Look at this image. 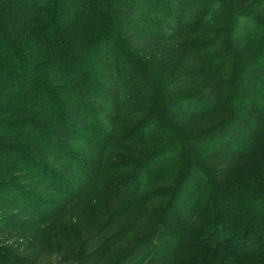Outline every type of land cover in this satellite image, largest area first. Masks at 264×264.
<instances>
[{"label":"trees","instance_id":"trees-1","mask_svg":"<svg viewBox=\"0 0 264 264\" xmlns=\"http://www.w3.org/2000/svg\"><path fill=\"white\" fill-rule=\"evenodd\" d=\"M95 189L65 264H264V0H0V235Z\"/></svg>","mask_w":264,"mask_h":264},{"label":"rangeland","instance_id":"rangeland-1","mask_svg":"<svg viewBox=\"0 0 264 264\" xmlns=\"http://www.w3.org/2000/svg\"><path fill=\"white\" fill-rule=\"evenodd\" d=\"M176 46L187 45L182 43ZM137 59L148 72L146 70H150V67L163 69L170 54L163 57L161 51L148 50L146 53L141 52ZM111 174L114 175L113 172ZM107 196L108 192L101 189H95L82 197L75 195L69 199L67 206L49 217L45 216L43 221L48 222L22 226L1 234L0 264H65L64 256L71 249H76L79 258L82 238L88 228L99 223V210L107 208ZM99 200L102 201L100 205ZM89 225L93 226L87 228Z\"/></svg>","mask_w":264,"mask_h":264}]
</instances>
